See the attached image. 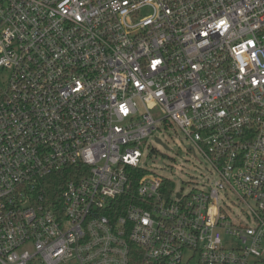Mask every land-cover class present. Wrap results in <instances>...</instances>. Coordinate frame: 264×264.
Segmentation results:
<instances>
[{
	"label": "built area",
	"instance_id": "1",
	"mask_svg": "<svg viewBox=\"0 0 264 264\" xmlns=\"http://www.w3.org/2000/svg\"><path fill=\"white\" fill-rule=\"evenodd\" d=\"M173 125L210 185L146 168ZM0 264H264V0H0Z\"/></svg>",
	"mask_w": 264,
	"mask_h": 264
},
{
	"label": "rangeland",
	"instance_id": "2",
	"mask_svg": "<svg viewBox=\"0 0 264 264\" xmlns=\"http://www.w3.org/2000/svg\"><path fill=\"white\" fill-rule=\"evenodd\" d=\"M155 134L162 144L152 138L148 145L154 150L153 154L148 155L146 149L142 151V161L149 171L172 181L175 191H181L183 194L189 193L193 187L212 183L209 163L200 156L197 159L194 157L188 150V142L178 127L173 125L172 128L157 131ZM225 201L230 208L228 212L233 218L244 216L243 204L236 202L232 197H228Z\"/></svg>",
	"mask_w": 264,
	"mask_h": 264
},
{
	"label": "trees",
	"instance_id": "3",
	"mask_svg": "<svg viewBox=\"0 0 264 264\" xmlns=\"http://www.w3.org/2000/svg\"><path fill=\"white\" fill-rule=\"evenodd\" d=\"M80 174L81 170L67 168L63 171L38 179L34 190L35 195L41 197L46 205L53 207V210L55 204H58L59 208L61 193L65 189L67 182L76 179L77 175ZM168 187H171V184H166L164 188Z\"/></svg>",
	"mask_w": 264,
	"mask_h": 264
},
{
	"label": "water",
	"instance_id": "4",
	"mask_svg": "<svg viewBox=\"0 0 264 264\" xmlns=\"http://www.w3.org/2000/svg\"><path fill=\"white\" fill-rule=\"evenodd\" d=\"M159 142V141H158ZM160 143V142H159ZM161 144V143H160ZM166 148V147H165Z\"/></svg>",
	"mask_w": 264,
	"mask_h": 264
}]
</instances>
